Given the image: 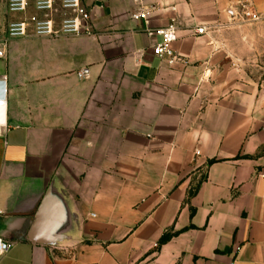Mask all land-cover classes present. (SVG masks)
I'll list each match as a JSON object with an SVG mask.
<instances>
[{
    "label": "crops",
    "instance_id": "0c3cea01",
    "mask_svg": "<svg viewBox=\"0 0 264 264\" xmlns=\"http://www.w3.org/2000/svg\"><path fill=\"white\" fill-rule=\"evenodd\" d=\"M6 3L0 264H264V93L212 31L264 0H82L93 35L58 38H7L35 11Z\"/></svg>",
    "mask_w": 264,
    "mask_h": 264
},
{
    "label": "built area",
    "instance_id": "2783aa9c",
    "mask_svg": "<svg viewBox=\"0 0 264 264\" xmlns=\"http://www.w3.org/2000/svg\"><path fill=\"white\" fill-rule=\"evenodd\" d=\"M30 4L35 14L9 23L5 30L7 38L25 37L28 32L37 37L51 38L64 35H93L90 13L84 8L82 0H7L6 9L9 13L24 14ZM240 14L250 22L264 21V9L259 11L243 9ZM132 18L146 20L147 13L139 11L133 14ZM146 31L159 38V41L153 47L154 55L158 59H167L169 64L181 60L175 56L172 48L173 43L177 40V27L173 21L164 28L147 29ZM204 31L205 28L200 27L196 28L195 33L202 34ZM0 57H2L1 50ZM87 74L88 69H81L77 72L79 78H85ZM4 106L5 100L0 99V107ZM8 249V243L0 238V254Z\"/></svg>",
    "mask_w": 264,
    "mask_h": 264
},
{
    "label": "rangeland",
    "instance_id": "374dc122",
    "mask_svg": "<svg viewBox=\"0 0 264 264\" xmlns=\"http://www.w3.org/2000/svg\"><path fill=\"white\" fill-rule=\"evenodd\" d=\"M227 16L218 29L212 30L215 42L224 49L225 57L238 65L240 75L264 93V21L250 22L240 12L236 17ZM258 155L264 157V147Z\"/></svg>",
    "mask_w": 264,
    "mask_h": 264
},
{
    "label": "trees",
    "instance_id": "16d2710c",
    "mask_svg": "<svg viewBox=\"0 0 264 264\" xmlns=\"http://www.w3.org/2000/svg\"><path fill=\"white\" fill-rule=\"evenodd\" d=\"M244 158H250L249 156H245ZM212 162H214V160H211V161H209L208 163H212ZM192 194L190 193L189 194V197L191 196ZM170 234H164L161 238H160V243H164V242H166L167 240H169V238H170Z\"/></svg>",
    "mask_w": 264,
    "mask_h": 264
},
{
    "label": "water",
    "instance_id": "95a60500",
    "mask_svg": "<svg viewBox=\"0 0 264 264\" xmlns=\"http://www.w3.org/2000/svg\"><path fill=\"white\" fill-rule=\"evenodd\" d=\"M44 205V202L42 203V206ZM60 236H52V237H50V239H49V243H51L52 245H54V243H56V242H58V241H60Z\"/></svg>",
    "mask_w": 264,
    "mask_h": 264
}]
</instances>
